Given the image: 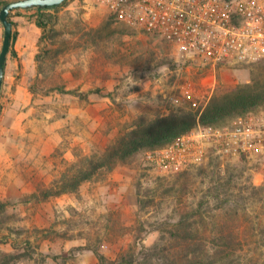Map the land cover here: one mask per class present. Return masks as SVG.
I'll list each match as a JSON object with an SVG mask.
<instances>
[{"label":"rangeland","instance_id":"obj_1","mask_svg":"<svg viewBox=\"0 0 264 264\" xmlns=\"http://www.w3.org/2000/svg\"><path fill=\"white\" fill-rule=\"evenodd\" d=\"M49 12L57 19L38 43L23 99L33 117L64 118L65 135L0 191V264H102L97 254L106 264L127 255L133 264H264V151L181 169L144 157L154 147L151 123L187 110L199 120L215 97L261 96L258 108H235L214 126L264 117V60L184 62L163 38L98 0H68ZM188 82L191 101L168 99ZM132 137L141 149L110 169ZM93 165L95 175L74 189L79 170Z\"/></svg>","mask_w":264,"mask_h":264},{"label":"built area","instance_id":"obj_2","mask_svg":"<svg viewBox=\"0 0 264 264\" xmlns=\"http://www.w3.org/2000/svg\"><path fill=\"white\" fill-rule=\"evenodd\" d=\"M118 19L163 38L184 62L213 66L251 65L264 60V0H98ZM193 83L168 99L192 100ZM264 151V117L241 116L225 126L198 121L191 131L146 151L148 164L162 169L202 165L218 156L236 159Z\"/></svg>","mask_w":264,"mask_h":264},{"label":"crops","instance_id":"obj_3","mask_svg":"<svg viewBox=\"0 0 264 264\" xmlns=\"http://www.w3.org/2000/svg\"><path fill=\"white\" fill-rule=\"evenodd\" d=\"M36 17V10L25 9L15 10L10 15L16 39L12 41L15 55L9 53L0 98L3 104L0 113L1 192L26 175L25 163L30 162V158L42 164L45 157L63 140L65 119L49 122L33 117L31 113L35 108L27 112L28 103L23 99L27 95L23 81L27 79L28 73L30 76L35 70V56L42 34V29L36 24ZM3 39L4 30L0 27V52ZM34 169L29 168L30 177L34 175Z\"/></svg>","mask_w":264,"mask_h":264},{"label":"trees","instance_id":"obj_4","mask_svg":"<svg viewBox=\"0 0 264 264\" xmlns=\"http://www.w3.org/2000/svg\"><path fill=\"white\" fill-rule=\"evenodd\" d=\"M67 1H65L63 4H65ZM7 2H9V0H0V11ZM60 6L52 7L49 9H44L40 7L25 9V10H36L37 12L36 24L43 30V34L39 39L40 44L42 43L46 32L49 30V27H51V25H53L55 23V20L57 19L56 16L50 13L49 11L55 10ZM12 24L14 25L13 22ZM51 29L52 28H50V30ZM14 39H15V32L13 31L12 41ZM11 51H12V45H11L10 53ZM259 98H261V96L255 97L250 95H244L242 93L240 94L238 92L235 96L227 95V96L215 97L204 109L203 114L199 120L197 118L198 114L196 112L189 110L182 111L180 114H174L173 116L168 118L158 119L149 125L150 129L148 131V134L146 135V138L148 137L152 138V140H150L154 142L152 144L154 146L152 149L165 146L166 144L170 143L174 138H176L180 133L189 131L190 129L195 127L198 121L204 124L215 125L218 124L216 121H219V119H223L229 115L237 114L238 112H235L236 109H240V111L245 113L248 107H253V109L258 108V106H260ZM261 100L264 103V99ZM0 108H1V102H0ZM139 145L140 144L137 143V138L135 139V137L124 139L122 145L117 151L116 157L113 156L117 160H114L113 163L111 162V159L110 161H108L110 163L109 168L112 169L113 165L116 164L118 161H125L128 158H131V156H134L135 153H137L141 149L140 148L141 146L139 147ZM108 162H105L103 167H108V165H106ZM98 169L99 167L94 165L89 166L87 168L83 167V169H80L79 174L75 178L73 188L77 189V187L81 184V182L93 177V175H95ZM97 255L101 263L106 264L107 262L106 257L102 254H97ZM132 258L133 257L130 255L122 256L119 261V264H123V263L133 264Z\"/></svg>","mask_w":264,"mask_h":264},{"label":"water","instance_id":"obj_5","mask_svg":"<svg viewBox=\"0 0 264 264\" xmlns=\"http://www.w3.org/2000/svg\"><path fill=\"white\" fill-rule=\"evenodd\" d=\"M67 0H12L7 2L0 11V21L4 27L3 46L0 52V98L5 79V71L12 45L13 24L10 20V15L13 11L18 9H30L33 7H40L49 9L60 6Z\"/></svg>","mask_w":264,"mask_h":264}]
</instances>
